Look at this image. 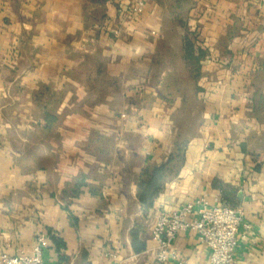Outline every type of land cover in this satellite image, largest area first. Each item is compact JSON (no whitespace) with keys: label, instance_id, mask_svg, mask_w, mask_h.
<instances>
[{"label":"crops","instance_id":"crops-1","mask_svg":"<svg viewBox=\"0 0 264 264\" xmlns=\"http://www.w3.org/2000/svg\"><path fill=\"white\" fill-rule=\"evenodd\" d=\"M136 1L0 0V255L43 235L46 264H153L157 218L205 198L251 225L238 264H264V0H185L199 77L169 6L118 12ZM161 165L146 209L140 176ZM172 249L210 264L195 231Z\"/></svg>","mask_w":264,"mask_h":264},{"label":"built area","instance_id":"built-area-1","mask_svg":"<svg viewBox=\"0 0 264 264\" xmlns=\"http://www.w3.org/2000/svg\"><path fill=\"white\" fill-rule=\"evenodd\" d=\"M145 7L146 0H138L126 9L120 8L118 12L136 17ZM109 30L115 36L121 33L115 26ZM242 226L245 228L244 233L240 232ZM250 228V224L243 223L240 209L226 204L211 205L205 198L194 199L177 210L163 212L157 218L151 235L158 246L153 264H169L170 260L176 259L172 249L173 241L180 233L188 230L199 233L210 249V264H238L236 248L240 237H246V231ZM45 245L46 237L39 236L31 254L9 256L4 253L0 255V264H46L43 259Z\"/></svg>","mask_w":264,"mask_h":264},{"label":"trees","instance_id":"trees-1","mask_svg":"<svg viewBox=\"0 0 264 264\" xmlns=\"http://www.w3.org/2000/svg\"><path fill=\"white\" fill-rule=\"evenodd\" d=\"M159 1L162 2V0ZM169 9L170 13L174 16L176 21L179 23V25H181L185 32L184 50L186 62L190 67L192 74L195 77H199L201 69L200 62L201 59L205 56V51L198 50L197 53V50L195 48V42L192 38L193 32L190 30L189 26L185 24V17L183 18L182 15L180 16L182 11H184V16H186L185 0H174V3L169 6ZM101 141L107 142V140L104 138H101ZM164 174L165 165L153 168L147 167L142 171L138 183V198L146 209H149L153 206L154 198L161 190ZM82 185H84V181L82 179L74 182V186L70 189L71 194L73 196L78 195ZM133 234L135 239V232ZM52 239L58 250L64 246L63 242L55 236H52Z\"/></svg>","mask_w":264,"mask_h":264},{"label":"rangeland","instance_id":"rangeland-1","mask_svg":"<svg viewBox=\"0 0 264 264\" xmlns=\"http://www.w3.org/2000/svg\"><path fill=\"white\" fill-rule=\"evenodd\" d=\"M162 2H165L168 6H170L171 4L174 3V0H162ZM182 15V17L184 18V11L181 12L180 16ZM176 34L177 32L174 31V29L172 28L171 31H170V35L173 36V37H176ZM104 92H96L94 93L93 95L94 96H100V95H103Z\"/></svg>","mask_w":264,"mask_h":264}]
</instances>
